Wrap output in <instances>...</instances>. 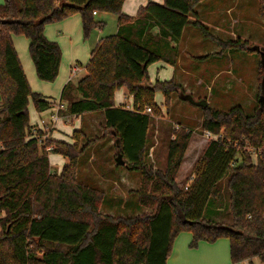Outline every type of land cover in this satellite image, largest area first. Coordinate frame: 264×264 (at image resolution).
<instances>
[{
    "label": "trees",
    "instance_id": "trees-1",
    "mask_svg": "<svg viewBox=\"0 0 264 264\" xmlns=\"http://www.w3.org/2000/svg\"><path fill=\"white\" fill-rule=\"evenodd\" d=\"M123 1L0 3V264H165L173 239L183 230L191 233V247L199 240L225 237L232 262L250 263L256 258L264 264V42L222 41L197 19L192 22L219 44L216 54L233 48L259 55L257 105L252 112L246 113L239 104L215 109L204 98L184 93L172 79L150 83L147 73L152 62H175L177 47L172 43L178 42L188 15L202 0H151L134 15L122 11ZM257 1L258 15L264 18V0ZM93 11L116 15L117 28L95 43L76 84L67 82L62 87L60 114L103 113L101 137L109 133L116 160L139 172L137 202L149 209L141 214L101 213L102 191L77 180L78 159L97 138L80 146L83 132L74 129L72 142L48 137L40 145L31 136L28 103L41 112L51 108L55 99L30 88L11 34L28 39L37 78L52 82L61 51L45 36L44 26L78 13L86 37L103 24ZM121 87L132 96L130 109L114 104V92ZM155 90L162 92L167 111L173 93L197 106L202 113L200 129L215 136L195 162L192 179L183 186L177 184L176 173L190 130L173 129L163 168L153 169L145 161L151 116L161 112L154 102ZM145 106L150 107L149 113L141 111ZM45 145L51 149L47 151ZM49 152L65 158L59 172L51 170ZM221 183L227 193L229 224L206 214L213 210L208 211Z\"/></svg>",
    "mask_w": 264,
    "mask_h": 264
},
{
    "label": "crops",
    "instance_id": "crops-1",
    "mask_svg": "<svg viewBox=\"0 0 264 264\" xmlns=\"http://www.w3.org/2000/svg\"><path fill=\"white\" fill-rule=\"evenodd\" d=\"M2 1L3 0H0V3ZM148 1L151 0H124L122 11L128 15H134L138 7L146 4ZM152 1L161 2L162 0ZM93 15L95 19L101 21L102 19L108 20L109 18H116L114 32L116 31V15L104 11H98ZM196 19L205 27H208L206 28L212 36L222 41L239 38L241 40H246L253 45H261L264 42V18L258 15V1L254 3L252 0H202L195 6L193 12L188 15L189 23L183 27L178 42L172 43L177 47L175 62L172 64L163 61H155L152 63L157 66L154 68V80L148 75L150 83H154L156 80L172 79L186 92L195 96V98H204L206 103L212 107V102L220 103L224 98H234L233 95L235 93L233 88L244 86V79L240 74L242 65L240 67L235 65L233 56H236V53L233 48H227L222 53L216 54L220 50L219 44L210 37H206L197 26L192 24ZM210 27H212V29ZM81 28V20L78 13L69 15L64 19L57 21V23L46 24L44 26L45 36L49 40L55 41L59 45L61 51L58 73L55 80L52 82L42 80L37 81L39 79L36 76L34 65L27 50L29 41L25 44V47L23 41L18 37L19 34H11L14 48L30 88L43 95L53 97L55 103L59 101L62 87L67 82L71 81V68L76 65L78 71L84 69V65L89 59L90 52L84 53L82 51L83 48H86L83 39L80 40L81 35L79 36L77 34V41L80 44L72 41V35L76 34ZM100 38H102V36L96 37V40L91 44L93 45L92 48ZM77 45L80 47L77 48ZM18 48L20 50H18ZM25 51L27 52L28 57H26L24 53ZM19 53H21V56ZM240 54L242 59H251V61L254 56V53L243 51H240ZM242 55H246L247 57H243ZM202 56H206V58H200ZM149 66L150 65H148L147 70ZM255 82H258L256 76ZM46 90L48 93L44 92ZM119 90L121 92L117 94V91ZM119 90L114 92V104L118 107L130 109L132 105V96L124 87L119 88ZM203 94L206 95L203 96ZM178 103L179 106L185 104V102L181 100H178ZM174 104L175 98H172L171 106ZM186 104L190 106L188 109L190 112H192L193 108H196L192 103ZM237 104H239L244 110V105L242 103L238 102ZM160 108L163 109V106L160 105ZM54 109L53 105L51 108L39 112L36 111L33 108L32 103L29 102L28 113L30 125H36L40 118L48 119L50 113ZM60 111L61 110H59L58 120L48 133L49 137L72 142L71 132L74 129H80L83 132V136L80 138V145H82L90 125V122L86 117L95 114V112L84 113L81 115H68L60 114ZM62 116L78 117L80 121H64V125L61 120ZM185 116H187V114ZM102 120V124L104 125V116L102 117ZM194 120V126L196 125L195 129L193 130L189 127L191 130V136L176 173V182L178 185L181 182V178H185L186 175L192 171L195 162L202 154L208 142V139L204 135V131L202 132L201 129H198L200 128L202 118L197 111ZM185 122H187V120H185ZM178 124V122H175L173 125L174 128L179 126ZM66 135L67 137H65ZM96 136H100V134ZM113 140L114 139L110 134H106L100 141L104 144L102 149H104L106 152L105 154L107 155L103 162L104 165L106 164L105 167L107 171L101 173L100 177H92L93 169L90 168V160L93 156L90 152L86 154L89 163L84 171L88 173L90 180L84 182L87 185L98 187L103 190L104 195L100 205V212L112 216H119L124 215L122 212L125 210L141 211L137 202L139 172L129 170L124 166L123 162L117 161L116 158L113 160L111 159L113 155L112 153L115 150L114 145L112 144ZM49 155L50 152L48 153L50 164H61L58 169L52 170L59 172L63 164L66 162L65 159L63 161L60 154H56L54 158H50ZM84 155L85 151L80 157ZM254 160L255 158L253 157V161ZM117 188H120L121 191H118L116 196L114 194L117 191ZM211 213L214 215L217 214L214 210H212ZM210 217L214 218V216ZM214 219L218 220L216 218ZM190 240L191 233L189 231L183 230L178 232L173 239L171 252L167 257L165 264H262L256 258L251 259L250 263H248V261L232 262L229 255V240L225 237L217 238L213 242L199 240L195 247L189 246Z\"/></svg>",
    "mask_w": 264,
    "mask_h": 264
},
{
    "label": "rangeland",
    "instance_id": "rangeland-1",
    "mask_svg": "<svg viewBox=\"0 0 264 264\" xmlns=\"http://www.w3.org/2000/svg\"><path fill=\"white\" fill-rule=\"evenodd\" d=\"M252 1H254V3L257 2V0H252ZM102 21H103L102 26H100L98 28L97 27L92 28L89 31L88 36H86V37L83 36L82 28L78 32H76V34L72 35V41L76 42L78 44H80V43L77 41V34L79 36L81 35L80 40L83 39V42L85 43V48H86V49H84V48L82 49V51L84 53L90 52V49L93 46L91 44L96 40L97 36L104 37L106 35L114 33V28L116 26V18H109L108 20L102 19ZM51 23L54 24V23H57V21L51 22ZM51 23H47V24H51ZM210 28L212 29V27H210ZM18 37L23 41V45L26 47L25 44L28 42L27 38L22 34H19ZM248 44H250V43L248 42ZM77 46H78L77 48L80 47L79 45H77ZM18 50H20V49L18 48ZM234 51L236 53V56L235 55L233 56L235 65L237 67L238 66L240 67L242 65V70H240V74L242 75V77L244 79V86H237V87L233 88L234 93H235L233 95L234 98H231V97L224 98L220 101V103H213L212 102L211 106L214 108L220 109V110H227L239 102V103H242L244 105V110L246 113H251L254 106L257 105L256 92H257L258 82H255V76L257 77V71H258L257 67H258V62H259V55L254 53V56L252 57V61H251V59L250 60H248L246 58L242 59L240 56L241 55L240 51H238L236 49H234ZM24 53H25L26 57H28L27 52L25 51ZM19 54L21 56V53H19ZM242 56L247 57L246 55H242ZM152 63L149 64L150 66H149L147 71H148V75L152 78V80H154V68L157 65L152 64ZM26 70H27V68H26ZM236 70H237V68H236ZM83 74H84V69H81L79 71L77 70L76 72H71L70 73V80H71L70 84L75 85L77 80ZM37 81H41V80H37ZM39 83H41V82H39ZM43 83H45V82H43ZM117 90H119V89H117ZM182 91L184 93H188L184 89H182ZM44 92L48 93L47 90ZM120 92H121L120 90L117 91V94ZM205 95L206 94H203V96H205ZM192 97L194 99L202 98V97H196L195 98V96H193V95H192ZM172 98H175V104L173 106H171ZM178 100L184 101L185 104L180 103L181 106H179ZM154 102L157 104V106H159V108H160V105L163 106V104H161V103H163V94L160 90H155ZM171 102H170V107L168 108V111L163 106V109L160 108L161 112L159 115L154 114L151 116V121H150L149 129H148V135H147V146H146V151H145L146 152L145 161L148 164H151L153 169L155 167H158V168L164 167L165 160H166V154H167L168 141L173 136L172 134H173V129H174V126H173L174 123L178 122L179 123L178 125L180 128L190 130L189 129V127H190L191 129L194 130L195 126H196V125L194 126V123H195L194 119H195L196 111L198 112V114L200 113L201 118H202L201 110L197 106L194 105L196 108H193L192 112H190L188 110L190 108V106L186 103H189V102L181 99L179 93H173L171 95ZM186 114H187V116H185ZM102 117H103L102 112H95V114H92V115L86 117L89 120L90 125H89V129L87 131V134L85 135L84 142L82 143V145H84L86 143V141H88V140H92L95 138H97V139L94 142H91L87 146V148L85 149V155L78 159L77 180L80 182H83V183H85L84 181L90 180L88 173L84 171L85 167H87V165L89 163V161L87 159V155H86L88 152H90L93 156V158L90 160L91 161L90 162V168L93 169L92 177L93 176L94 177H96V176L100 177L101 173H105L107 171L106 167H105L106 164L105 165L103 164L107 155L105 154L106 152L104 151V149H102V146L104 144H102V142H100V141L103 139V137L106 134H109V133H105L104 136L101 137L102 131H103ZM61 120H62V124H64V121L65 122H69V121L75 122L76 120H77V122L80 121V119L78 117L76 118V117H71V116H62ZM185 120H187V122H185ZM198 129L200 130V128H198ZM72 132H71V134H72ZM99 134H100V136H96ZM65 137H67V135ZM79 145H80V140H79ZM82 145H80V146H82ZM93 146H94V148H93ZM112 154H111L112 155L111 159L113 160L117 156L116 150H114V152ZM55 156H56V153L50 152V155H49L50 158H54ZM61 158L64 161L65 158L63 156ZM60 165L61 164H59V163L58 164H55V163L50 164L51 170L58 169V167ZM190 179H192L191 171H190V173H188V175H186L185 178H181V180H180L181 182H180L179 186H183L185 183L190 181ZM96 188H98V187H96ZM98 189H100V188H98ZM100 190L102 191V193L104 195L103 190L102 189H100ZM118 191H121V189L117 188V191L115 192L114 195L117 196L116 193ZM213 204L214 205L209 206L208 211L210 209H213L216 211L217 214L214 215L212 213L210 214L209 212H206V214L208 216H214V218L221 220V222H223L225 224H229L230 218H229V213L227 210V193H226V190H225L223 183H221L217 187L215 193L213 194ZM139 207H140L141 211L140 210H138V211H136V210H133V211L125 210L122 212V214H124L122 216L141 214L143 212L149 211L148 208H143L141 206H139ZM99 211H100V206H99ZM138 212H140V213H138ZM204 214H205V212H204ZM206 214H205V216H206ZM226 216H227V218H226Z\"/></svg>",
    "mask_w": 264,
    "mask_h": 264
},
{
    "label": "built area",
    "instance_id": "built-area-1",
    "mask_svg": "<svg viewBox=\"0 0 264 264\" xmlns=\"http://www.w3.org/2000/svg\"><path fill=\"white\" fill-rule=\"evenodd\" d=\"M93 14H95V11L92 12ZM78 69V67L75 65L74 67L71 68L72 72H76ZM54 110L50 113L49 118L45 119V118H40L38 120V122L36 123V125H33L31 131L32 134L31 136L36 137L38 144L43 145L44 141L49 137V131L50 129L54 126L55 122L58 120L59 118V110L61 108H63V103H61L60 101H57L54 104ZM139 109L136 108L135 111H138ZM142 112L145 113H149L151 111L149 106H145L143 110H141ZM40 130V132L38 133L37 130ZM204 135L205 137L209 140L214 138L215 136L208 130L204 131ZM1 147V145H0ZM45 149L47 151H49L51 149L50 145H45ZM186 188V185L184 186Z\"/></svg>",
    "mask_w": 264,
    "mask_h": 264
},
{
    "label": "water",
    "instance_id": "water-1",
    "mask_svg": "<svg viewBox=\"0 0 264 264\" xmlns=\"http://www.w3.org/2000/svg\"><path fill=\"white\" fill-rule=\"evenodd\" d=\"M121 162V161H120Z\"/></svg>",
    "mask_w": 264,
    "mask_h": 264
}]
</instances>
